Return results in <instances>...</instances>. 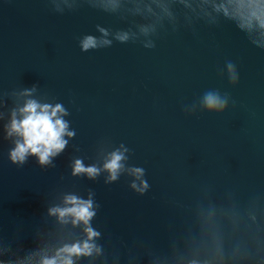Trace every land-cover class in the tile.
Segmentation results:
<instances>
[{
    "label": "water",
    "instance_id": "water-1",
    "mask_svg": "<svg viewBox=\"0 0 264 264\" xmlns=\"http://www.w3.org/2000/svg\"><path fill=\"white\" fill-rule=\"evenodd\" d=\"M226 3L0 0V264L85 240L83 224L48 213L70 194L91 197L100 249L74 264H264V45L217 10ZM101 28L111 46L82 51ZM209 91L227 94L222 111L204 107ZM27 99L62 105L74 133L48 165L10 160L4 128ZM117 150L123 170L108 182ZM77 159L99 175H73Z\"/></svg>",
    "mask_w": 264,
    "mask_h": 264
},
{
    "label": "clouds",
    "instance_id": "clouds-1",
    "mask_svg": "<svg viewBox=\"0 0 264 264\" xmlns=\"http://www.w3.org/2000/svg\"><path fill=\"white\" fill-rule=\"evenodd\" d=\"M217 10H222L226 16H230L238 22V27L252 34V42L256 45H264V0H227L226 4L220 5ZM101 37L87 35L80 40L82 51L95 50L109 47L112 41L107 39L108 33L99 29ZM144 35L149 30L143 28ZM115 39L126 43L130 37L127 32L117 33ZM146 48L155 47L154 42L144 44ZM230 79L234 82L236 74L234 65L227 63ZM21 95L30 97L32 90L25 89ZM228 104V96H221L218 92L209 91L203 97V105L209 111H222ZM67 112L62 105L40 104L34 99H27L23 107L13 109L10 122L5 125V138L16 137L15 147L10 151V160L13 163L23 164L29 155L38 158L40 165H48L53 157L59 155L67 145L64 137L73 136L68 131V123L63 119ZM125 159L123 152L113 151L103 165V169L109 173L108 182L118 179L123 170L122 160ZM132 175L140 180V185L134 182L131 187L138 193L143 194L148 189V184L141 179L144 171L141 168L129 170ZM100 173L96 166L85 167L79 159L74 161L73 175L86 174L89 178H95ZM64 207H53L48 210L49 215L57 216L61 222L84 225L86 239L71 245L65 244L58 249L54 256H44L40 264H74L72 257L91 256L93 252L99 253L100 249L93 243L99 233L90 226V221L96 215L93 210L91 197L87 200L75 195H67L64 198Z\"/></svg>",
    "mask_w": 264,
    "mask_h": 264
}]
</instances>
